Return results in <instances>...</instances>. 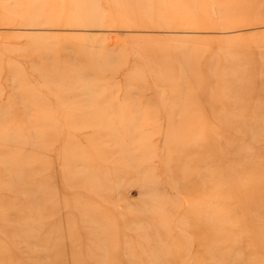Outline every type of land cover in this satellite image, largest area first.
Returning <instances> with one entry per match:
<instances>
[{
  "label": "rangeland",
  "instance_id": "rangeland-1",
  "mask_svg": "<svg viewBox=\"0 0 264 264\" xmlns=\"http://www.w3.org/2000/svg\"><path fill=\"white\" fill-rule=\"evenodd\" d=\"M0 264H264V0H0Z\"/></svg>",
  "mask_w": 264,
  "mask_h": 264
}]
</instances>
